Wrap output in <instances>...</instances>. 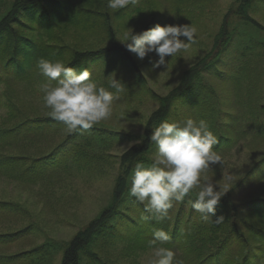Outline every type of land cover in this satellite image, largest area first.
I'll return each mask as SVG.
<instances>
[{"label": "rangeland", "instance_id": "rangeland-1", "mask_svg": "<svg viewBox=\"0 0 264 264\" xmlns=\"http://www.w3.org/2000/svg\"><path fill=\"white\" fill-rule=\"evenodd\" d=\"M12 1L0 0V14ZM179 1L139 0L137 5L126 7L124 19L114 21L113 29L118 44L124 46L120 40L128 28H132L134 32H141L154 27L157 23L162 26L191 24L197 28V41L191 44L187 51L166 57V66L157 68L153 67L159 59L155 53L149 54L144 60H139L135 54L127 50L138 68L137 78L118 62L102 61L89 66L90 78L99 85L108 88V79L114 73L115 78L126 85L125 91L119 93V98L114 101L112 116L97 125L105 128L106 131L115 130L136 136V141L117 140L112 146L108 144L100 147L99 150L96 148L99 154L106 155V162L94 165L91 162V166L85 167L73 163L72 147L81 141H72L71 145L65 147L64 152L57 153L58 161L55 169L50 167L43 177L34 181L14 179L17 178L18 167L0 170V203L9 204L14 208L11 212L0 209V264H47L49 257L45 256L38 263L37 257L27 258L26 255L48 242L60 247L65 246L110 204L116 178L121 171L120 157L131 147L140 144L149 117L159 108L158 101L150 94L160 98L169 95L180 85L184 72L210 51L213 38L225 16H229V21L235 20L234 12L237 9L235 0L203 2L195 6L198 9H179L177 7ZM194 1L197 0H188L187 4L193 5ZM248 17L264 27V3L257 5L253 10H248ZM65 23L54 29L51 35L65 44L69 51L70 48L77 50L91 48L100 42V29L87 30L93 20L88 24L82 21L78 26ZM32 26L30 20L23 18L15 28L17 34L31 37L34 36L29 31ZM240 27L246 28L244 25ZM181 39L186 40L184 37ZM102 44L104 43L101 42ZM239 49L236 51L239 52ZM237 55L235 52L231 56L235 58ZM256 60L259 61V58L257 57ZM21 61H25V58H21ZM237 66H239L238 62L227 58L226 61L218 64L216 69L208 70L202 75L205 84L213 89L219 100L218 123L222 125L227 137L233 139L228 147H223L217 152L221 162L211 166L204 175L216 186L215 190L222 193L229 190L222 197L234 205L245 203L264 189V184L253 188L252 183L249 182L244 187H238L234 193L231 191L252 164L264 154V141H249L254 117H249L247 114L250 110L246 102L248 90L246 87L247 94L243 91L246 82L236 71ZM257 68L264 70V60L258 63ZM0 76V130L11 128L22 119L48 114L50 110L43 106L41 91L43 82L38 78L42 75L38 71L34 68L28 70L27 77L23 79H17L2 71ZM261 80L264 86V71ZM251 103L254 104L253 101ZM257 103L262 104V101ZM170 115L171 117L165 121H184L188 118L202 120L197 110H190L177 103L172 107ZM26 131L19 136L7 134L1 136L3 133L0 132V157L24 156L28 159V165L29 161L44 156L38 154H48L52 151L69 133L67 128L55 130L46 128L41 131L26 129ZM156 150L154 144L153 153H149L150 160H153ZM33 168L37 171L41 169L40 165ZM128 208L132 217L137 219L136 217L140 215L138 206L129 204ZM242 216L255 220V217L246 213H242ZM125 221L126 219H121V222H118L119 226L117 225L121 228L120 236H123V239L117 240L115 246H110L107 255L115 260L116 264H149V260L153 258V247L141 246V249H129L128 241L125 239H128L132 232L128 236V231L122 227ZM61 257L62 251L54 253V259L49 264H60ZM260 264L264 262L261 260Z\"/></svg>", "mask_w": 264, "mask_h": 264}, {"label": "trees", "instance_id": "trees-1", "mask_svg": "<svg viewBox=\"0 0 264 264\" xmlns=\"http://www.w3.org/2000/svg\"><path fill=\"white\" fill-rule=\"evenodd\" d=\"M208 1L214 0H197L193 5L187 4L188 0H180L177 7L196 8L195 6ZM235 3H237L235 20L229 21V16H225L213 38L210 51L184 72L180 85L166 97L160 98L149 93L158 101L159 108L149 117L140 144L131 147L120 157L121 171L116 178L110 204L65 246L60 247L48 242L27 254V258L35 256L39 263L46 256L49 257L47 261L49 264L54 259V253L62 251L60 264H116L117 262L107 255V249L115 246L117 240L123 239V236H120L121 228H118V222L126 219L122 227L128 231V236L132 232L129 238L125 239L128 241L127 247L131 250L141 249V246L148 248L153 232L163 229L169 233L171 239L162 245L158 243L157 246L171 249L181 264H260L261 260L264 262V189L255 197L238 205L221 197L216 206V215L209 220L203 219L191 207V201L196 199L195 191L186 196L183 202L174 201L168 216L161 221H157L153 214L146 210L145 203L139 204V201L129 194L135 164L142 161L147 167L152 163L149 156L154 149V143L149 139L151 132L158 124L171 117L175 103L190 110H197L199 118L208 122L209 130L218 140L213 146L214 151L220 152V149L228 147L233 142L218 123L219 100L213 89L205 84L202 76L208 70L216 69L218 64L227 58L239 63L236 71L246 82L243 91L247 87L246 102L250 109L247 114L254 117L249 141H264V86L261 80L264 70L257 68L258 63L264 60V27L248 17V10L263 4L264 0H235ZM125 12L126 8L111 11L107 7V0H13L0 14V72L23 79L27 77L28 70L34 68L38 71L37 63L41 58L52 62L62 61L66 66L75 68L77 72L89 70V66L95 63L113 61L122 64L137 78L138 68L127 49L118 44L113 29L114 21L124 19ZM23 18L33 23L29 31L34 36L17 34L15 27ZM82 21L91 23L87 30H101L100 42L91 48L84 50L70 48L69 51L65 44L51 35V32L62 23L78 26ZM101 42L104 44L101 45ZM238 49L239 52L236 51ZM235 52L238 58L231 56ZM23 57L25 61H21ZM257 57L259 61H255ZM38 78L42 79L40 82L47 79L42 76ZM233 81L238 84L236 80ZM261 101L262 104L257 103ZM251 105H254L253 108ZM46 128L55 130L66 127L63 122L44 114L40 117L22 119L15 126L3 128L0 132L3 133L1 136L5 134L19 136L26 129L41 131ZM135 138L136 136L115 130L106 131L95 124L87 130L77 129L67 133L65 140L52 151L48 154H38L44 156L29 161L28 165V159L24 156H1L0 170L18 167L17 178L14 179L34 181L43 177L50 167L55 169L57 153L64 152L65 147L71 145L72 141H81L72 147L73 163L85 167L91 166V162L93 165L106 162V155L98 152L100 147L108 144L112 146L117 140L130 141ZM36 165H40L39 171L33 168ZM249 182L253 188L264 184V154L252 164L231 191L234 193L238 187H244ZM127 197L129 199L126 200ZM129 204H136L140 209L137 219L132 217ZM0 209L9 212L14 210L11 205L4 203H0ZM242 213L255 217V220L242 216ZM219 216H223V220L216 223L215 219Z\"/></svg>", "mask_w": 264, "mask_h": 264}, {"label": "clouds", "instance_id": "clouds-1", "mask_svg": "<svg viewBox=\"0 0 264 264\" xmlns=\"http://www.w3.org/2000/svg\"><path fill=\"white\" fill-rule=\"evenodd\" d=\"M139 0H108L107 7L120 10L137 5ZM186 38V40L181 39ZM197 41V28L191 24H168L134 32L128 28L120 42L126 49L144 60L155 53L159 59L153 67L166 66V57H173L187 51ZM39 74L47 78L41 84L43 106L48 115L63 122L69 132L90 129L93 125L112 116L114 101L125 91V84L115 78L108 79V88L91 79L88 69L77 72L62 61L41 58L37 63ZM114 89L115 91H110ZM149 139L156 145V152L150 166L142 161L135 164L131 177L129 194L152 213L157 221L168 216L173 202H183L194 190L196 199L191 207L205 220L216 215V206L223 193L204 173L211 166L221 162L213 146L217 137L209 130L204 120L188 118L184 121H165L156 127ZM223 216L215 219L220 223ZM171 239L168 232L157 229L149 241L153 247V258L149 264H181L175 260V253L162 245Z\"/></svg>", "mask_w": 264, "mask_h": 264}]
</instances>
